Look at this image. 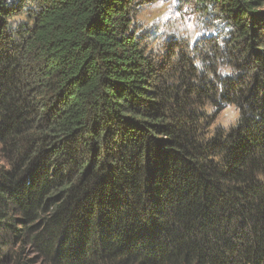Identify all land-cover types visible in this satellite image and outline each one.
<instances>
[{
  "label": "trees",
  "instance_id": "obj_1",
  "mask_svg": "<svg viewBox=\"0 0 264 264\" xmlns=\"http://www.w3.org/2000/svg\"><path fill=\"white\" fill-rule=\"evenodd\" d=\"M151 1L0 0V264H264V0Z\"/></svg>",
  "mask_w": 264,
  "mask_h": 264
},
{
  "label": "rangeland",
  "instance_id": "obj_2",
  "mask_svg": "<svg viewBox=\"0 0 264 264\" xmlns=\"http://www.w3.org/2000/svg\"><path fill=\"white\" fill-rule=\"evenodd\" d=\"M191 3L192 0H153L142 5L136 17L138 35L145 40L154 57L162 60L170 43L176 40L183 43L198 35L199 17ZM236 118V110L227 107L217 116L214 127L227 129L234 125ZM0 166L6 167L1 155Z\"/></svg>",
  "mask_w": 264,
  "mask_h": 264
}]
</instances>
